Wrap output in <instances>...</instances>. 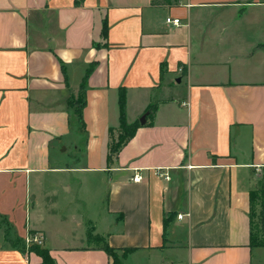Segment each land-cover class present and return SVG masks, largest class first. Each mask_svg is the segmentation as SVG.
Wrapping results in <instances>:
<instances>
[{
  "label": "crops",
  "instance_id": "obj_1",
  "mask_svg": "<svg viewBox=\"0 0 264 264\" xmlns=\"http://www.w3.org/2000/svg\"><path fill=\"white\" fill-rule=\"evenodd\" d=\"M81 93L85 131L70 105ZM121 94L128 122L146 121L108 164ZM70 137L81 165L53 159ZM95 171L106 221L94 234L85 220V238L103 243L50 245L38 192L51 173ZM20 185L26 234L1 219L0 264L41 263L18 241L31 233L55 264H111L104 243L133 248L126 264H264L251 222V195L264 198V0H0V190Z\"/></svg>",
  "mask_w": 264,
  "mask_h": 264
},
{
  "label": "rangeland",
  "instance_id": "obj_2",
  "mask_svg": "<svg viewBox=\"0 0 264 264\" xmlns=\"http://www.w3.org/2000/svg\"><path fill=\"white\" fill-rule=\"evenodd\" d=\"M74 99L77 100L78 97L75 96ZM76 105L77 104H75V106ZM140 119L141 117L139 120ZM119 134L120 131H111V144H117V141L119 140ZM72 140L73 138L70 137L64 141L65 144H63L61 147V150L65 149L63 152L58 153L57 148L53 151L52 156L55 161L60 163L62 162V164L70 166L81 165L85 163V156H81L80 154L77 156L75 149L70 144ZM115 155L116 153L112 154V158L108 160V164H111V161H113ZM60 177H71L69 181H71L72 190L71 192L63 193L59 189L60 194L55 197L51 191L55 187H60V182H58V178ZM50 178V182L46 180L44 189L38 192V194L41 195L40 199L43 203V211L40 213V216H42L43 219L41 224L46 228L50 245L53 246L54 243H57V240L62 241L69 238H71V240L76 238V241L82 242L81 238H85L88 231L85 220L91 221V225L89 227H96V229L94 228V234L101 232L106 221V219L103 220V215L109 195V183L102 182L103 177L101 172H56L51 173ZM54 181L55 184H53ZM63 189L65 190L66 188L63 187ZM1 193L2 192L0 190V195ZM2 195L5 198H1V201H3L2 209L3 211L7 210V212L4 211V215H0V221H2L3 218H6L10 225L7 221L4 223L7 227H11V233L25 236L27 230L26 224L28 222L26 220L25 213V202L27 195L26 189L20 185L14 187L13 190L7 195H4V193H2ZM260 198L261 195L259 191H256L253 205L255 228L254 236L259 242L264 243V222L262 220L264 215V205L261 201L262 199ZM5 225H2V228L0 229V244H3V231L6 230ZM25 239L26 238H24V240H18L21 242L22 249H24L28 255L32 254V256L39 257L40 262H42V258L37 254L36 248L41 246L45 247V244H28ZM84 241V244L89 242L91 245L103 243L101 240H99V238L95 237L94 239H90V241H87L85 238ZM47 246H49V244H47ZM124 253L125 251L121 250L117 251L116 255L123 257ZM1 256L5 255L1 254L0 257ZM30 262L31 264H40L35 263V261L33 262L32 260Z\"/></svg>",
  "mask_w": 264,
  "mask_h": 264
},
{
  "label": "trees",
  "instance_id": "obj_3",
  "mask_svg": "<svg viewBox=\"0 0 264 264\" xmlns=\"http://www.w3.org/2000/svg\"><path fill=\"white\" fill-rule=\"evenodd\" d=\"M156 3V2H155ZM91 68L89 69V71L87 72L86 76H85V82L88 76V73H90ZM85 82H83V88L85 87ZM125 96L124 94H121L120 96V126H119V140L117 141V144L110 145V154L108 156V160L111 159V155L113 153H118L122 147L135 135L137 129L141 126L140 122H133V123H129L127 120V116H126V111H125ZM75 104H77L75 106ZM70 105L71 107L74 108V111L79 119V121L81 122V130L85 131V122L83 120V107L85 105V96L83 93H81L78 97V99H73L70 101ZM149 111L151 113H154V106H151V108H149ZM112 131V129L110 130V132ZM261 195V194H260ZM251 199H252V210H251V222H252V241L253 243H258V244H262L264 245V243H261L257 240V238L254 236V213H253V205H254V201H255V196L251 195ZM262 199V203L264 205V198L263 196H261ZM263 222H264V215L262 218ZM38 245V244H35ZM103 248L107 251V253L111 256L112 258V263L111 264H126L124 262V257L133 251V248H126L123 249L125 251L123 257H119L116 255V250L112 247H110L107 243H104ZM36 252L38 255H40V257L42 258V262L40 264H55L54 259L52 258V256L50 255V252L47 248L45 247H37L36 248Z\"/></svg>",
  "mask_w": 264,
  "mask_h": 264
},
{
  "label": "built area",
  "instance_id": "obj_4",
  "mask_svg": "<svg viewBox=\"0 0 264 264\" xmlns=\"http://www.w3.org/2000/svg\"><path fill=\"white\" fill-rule=\"evenodd\" d=\"M167 22L176 26L181 25V19L176 17V18H167ZM160 170V169H159ZM164 174V173H162ZM166 178H169L167 174H164ZM143 179V176L141 174H135L133 177L134 181H141ZM27 243L28 244H44V236L41 234H30L29 237L27 238Z\"/></svg>",
  "mask_w": 264,
  "mask_h": 264
},
{
  "label": "water",
  "instance_id": "obj_5",
  "mask_svg": "<svg viewBox=\"0 0 264 264\" xmlns=\"http://www.w3.org/2000/svg\"><path fill=\"white\" fill-rule=\"evenodd\" d=\"M145 121H146V114H144L141 119H140V123L141 124H145Z\"/></svg>",
  "mask_w": 264,
  "mask_h": 264
}]
</instances>
